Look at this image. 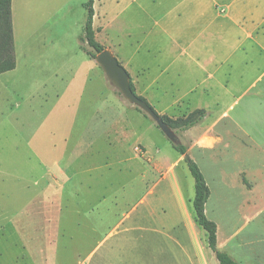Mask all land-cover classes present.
<instances>
[{"label": "rangeland", "instance_id": "rangeland-1", "mask_svg": "<svg viewBox=\"0 0 264 264\" xmlns=\"http://www.w3.org/2000/svg\"><path fill=\"white\" fill-rule=\"evenodd\" d=\"M84 2L11 1L16 68L0 75V264H88L94 245L93 239H86L88 219L116 222L149 186L165 192L167 178L178 183L189 216L156 193V217L195 223L194 182L183 158L81 50ZM168 7L174 8L173 16L165 15ZM93 9L95 40L117 59L135 94L158 116L176 119L195 109L207 111L196 127L173 132L179 144L187 146L209 188L204 210L216 224L218 250L238 264H264V124L255 122L258 116L248 108V97L234 104L236 91L230 86L242 65L235 66L229 38L228 47L222 48L224 32L216 23L203 32L204 58L212 57V62L199 70L185 66L187 57L171 47L189 40L196 50L201 45L195 28L200 26L201 17L195 14L200 4L195 0L170 5L93 0ZM192 24L185 40L181 30ZM234 85L243 84L237 80ZM54 105L62 108V115L49 119ZM88 122L94 142L91 137L76 143L77 129ZM39 144L50 153L26 176L21 165L29 156L39 159ZM29 164L35 165L33 160ZM44 164L48 171L40 180L35 176L45 174ZM94 206L97 210L87 215V208ZM199 233L196 245L188 248L182 232V243L169 254L168 264H188L185 255L192 252L201 264H218L205 231L199 228ZM107 264L155 263L150 250L142 253L136 247Z\"/></svg>", "mask_w": 264, "mask_h": 264}, {"label": "crops", "instance_id": "crops-1", "mask_svg": "<svg viewBox=\"0 0 264 264\" xmlns=\"http://www.w3.org/2000/svg\"><path fill=\"white\" fill-rule=\"evenodd\" d=\"M152 1L156 3H166L168 5L174 4L178 1L188 2V0ZM195 1L200 4V9L195 12L197 17H201L199 20L200 26L195 28L199 30L198 35L202 40V43L197 50L195 44L191 43L192 40L186 42L185 45L171 43V47L173 48L172 51L177 49L181 51L183 57H187L185 66H193L199 70L206 67L207 64L212 62V57H209L207 60L204 58L205 46L203 45V41L205 40V36L203 32L209 27H212L213 23H216V25L221 28V31L224 32L221 41L222 48L228 47V37L231 42V50L234 52L236 58L235 66L241 67L242 65V72H240L235 79H232V85L230 86L232 91H236V94L234 95V97H236L234 104H238L241 99L248 97V101L252 103L248 108L250 110H255L258 116L257 118H254L255 122H262L264 124V0ZM172 8L169 9L168 7L169 10L165 13L166 16H173L174 8ZM175 16L176 19L181 18L180 14L175 13ZM190 29H193V24L191 27H184V29L182 28L181 30V34L187 36L185 40H188L190 37L189 34H186ZM167 35H169V32H167ZM196 51L197 54H195ZM193 54L194 57H192ZM237 58L240 60L237 61ZM244 71L247 72L246 75L244 74ZM237 80H240L243 84L241 87L234 85ZM152 81L154 80L152 79ZM204 89L205 92L208 91L207 88ZM43 95V101L46 103L47 98L45 94ZM53 98H59L57 90H54ZM48 115L49 119H52L57 115H62V108L54 105L51 110H49ZM223 115L226 116V113ZM232 123L234 124L233 121ZM60 124L62 127L64 126L63 121L60 122ZM88 127L89 122L83 125L82 129H77L79 133L77 131L76 143H80V138L82 139V142H84L93 136V133L88 134ZM234 127L237 129L235 124ZM93 142L94 137H92V143ZM42 147L43 145L39 144V159L29 156V158H26V162L28 163H22L21 167L23 172L28 173L26 176H29L30 173L38 167V164L43 165L44 162H42V157L45 158L47 154L50 153V150L47 149L46 145H44V148ZM31 160H33L35 164L33 168H31V165L29 164ZM44 169L45 174L35 177L40 180L41 178L45 179L48 171L46 164H44ZM51 169H53V171L56 170L55 167H52ZM59 173L62 172L60 171ZM12 177L20 179L17 175H13ZM146 183L147 181H145L142 186L145 185L146 187ZM164 185L165 192H161L160 194L157 191L158 187H146L145 189H148L145 192L141 191L138 194L140 198L138 202L135 203V206L132 209V206H130L120 219L117 218V221L114 223H108L105 220L100 219H88V222L86 223V239L87 241H90V239H93L94 241V245H91V250L87 255L88 264L94 262L92 260L95 258L97 261L93 264H107L108 260L118 258L121 252H127L136 247L140 248L142 253L150 250L155 264H168L169 254H173L174 248L177 246L180 247V243H182V232L187 237L188 244L186 243V245L188 248H191L189 245H196V237L200 234V227L198 228L195 223L190 222L191 224H188L181 221L175 224L174 221L162 220L156 217V209L152 206L153 202L156 201V193L157 196L160 195V198L162 197L170 200L175 207H181L184 216L188 215V212L184 211L183 208L184 205L181 192H179L180 188H178V183L174 181V178H172V180L167 178ZM24 190L29 191L26 187ZM102 197L104 198V196ZM101 200L102 199L99 201ZM95 210H97L96 206L87 208V215H90L91 212H95ZM106 211L109 212V209ZM93 215L94 214L91 216ZM177 228H179V230ZM175 229L179 231L178 235L180 237L175 236ZM133 233H136V235H132ZM99 234L102 236L101 238L98 237ZM95 237H98L97 240ZM187 247H184V249L188 254L189 250H187ZM191 250L193 251V249ZM185 256L188 264H201L193 252L192 255L188 254V256Z\"/></svg>", "mask_w": 264, "mask_h": 264}, {"label": "trees", "instance_id": "trees-1", "mask_svg": "<svg viewBox=\"0 0 264 264\" xmlns=\"http://www.w3.org/2000/svg\"><path fill=\"white\" fill-rule=\"evenodd\" d=\"M11 1L12 0H0V74L12 71L16 66L11 19ZM82 5L86 11V19L83 35L80 37V48L88 58L94 59L96 54L105 49L95 40L94 37L93 0H85ZM130 88L135 94L131 83ZM138 98L146 102L144 98L140 96H138ZM206 115L207 112L205 109H195L185 117L181 118L173 119L165 115L159 117L172 131L180 134L202 123ZM172 147L183 157V161L186 163L188 171L193 179L194 196L191 201L193 219L195 224L205 231L208 248L218 261V264H238L228 254L217 248L216 224L206 217L204 210L210 192L198 165L189 157L187 146L182 144H172Z\"/></svg>", "mask_w": 264, "mask_h": 264}, {"label": "water", "instance_id": "water-1", "mask_svg": "<svg viewBox=\"0 0 264 264\" xmlns=\"http://www.w3.org/2000/svg\"><path fill=\"white\" fill-rule=\"evenodd\" d=\"M94 62L101 68L109 84L128 104L147 115L173 145L179 144L174 132L160 119L146 102L139 99L138 96L132 92L129 74L120 66L117 59L109 50H104L96 54Z\"/></svg>", "mask_w": 264, "mask_h": 264}]
</instances>
